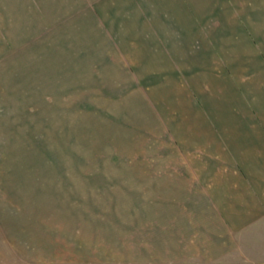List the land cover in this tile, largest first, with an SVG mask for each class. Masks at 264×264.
Returning a JSON list of instances; mask_svg holds the SVG:
<instances>
[{
  "label": "rangeland",
  "instance_id": "1",
  "mask_svg": "<svg viewBox=\"0 0 264 264\" xmlns=\"http://www.w3.org/2000/svg\"><path fill=\"white\" fill-rule=\"evenodd\" d=\"M260 3L239 0L254 22L264 18ZM120 10L103 9L101 0H0V211L55 210L68 216L77 210L79 220L92 211L94 219L104 212L108 229L89 231L88 226L70 248L46 249L58 264H264V219L227 256L211 248L172 260L160 243L152 247L149 233L143 232L149 226L143 210L165 208L166 203L150 199L145 192L149 185L136 184V178L150 177L151 171L143 170L141 176L142 170L133 166L183 157L164 137L166 105L152 103L156 90L134 87L131 72L126 82L117 83L116 72L101 71L111 59L103 62L101 53L113 49L107 31L116 32L112 17ZM135 11H124L125 16L135 17ZM103 19L110 23L103 24ZM238 28L235 46H242L235 48L237 56L221 55L217 49L215 54L221 59L222 94L225 84L243 98L249 66L264 68V24H255L254 30L245 23ZM182 77L185 81L186 73ZM198 106L203 113L213 110L201 99ZM64 216L58 219L67 221ZM162 222L165 217L158 218ZM119 224L123 226L112 227ZM136 227H142L141 233ZM202 237L208 245L219 239L209 230ZM28 250L38 253L33 246ZM204 250L214 251L209 261L201 255Z\"/></svg>",
  "mask_w": 264,
  "mask_h": 264
},
{
  "label": "crops",
  "instance_id": "2",
  "mask_svg": "<svg viewBox=\"0 0 264 264\" xmlns=\"http://www.w3.org/2000/svg\"><path fill=\"white\" fill-rule=\"evenodd\" d=\"M260 4L264 7L263 0ZM101 5L121 9L117 18L112 17L116 32L107 31L113 49L101 53L103 62L111 58L101 71L116 72L117 83L126 82L131 72L134 87L156 90L151 93L152 103L166 105L164 137L183 157L133 166L142 170L141 176L143 170L151 171L150 177L136 178V184L149 185L145 192L150 199L166 203L165 208L143 210L149 218L143 232L149 233L152 247L160 243L172 260L198 256L200 249L211 248H219L221 256L231 255L237 241L249 229L261 227L264 219V68L249 66L243 98L225 84L222 94L221 59L215 53L217 49L221 55L236 57L239 50L235 48L242 46H235L239 25L245 23L254 30L255 24H264V18L254 22L247 5L239 0H101ZM130 8L136 10L135 17L125 16ZM104 23L110 21L103 19ZM250 50L253 53L252 45ZM87 56L90 62V51ZM223 78L224 82L229 79L226 72ZM200 99L212 107L210 113H203ZM153 120H158L157 115ZM224 145L227 148L222 151ZM162 169L164 173L158 174ZM153 193L159 197H152ZM54 212L1 210L0 264H58L60 260L47 256L46 249L81 241L79 232L87 233L88 226L89 231L111 227L104 212L97 219L93 211L81 215L85 220H79L77 210L68 216ZM61 216L67 221L58 219ZM159 217H165V223L159 224ZM136 228L141 233L142 227ZM208 230L219 236L209 245L202 237ZM88 237L93 239L92 234ZM32 246L38 253L30 255ZM191 249L197 251L191 253ZM211 250L201 254L208 261L213 257Z\"/></svg>",
  "mask_w": 264,
  "mask_h": 264
}]
</instances>
